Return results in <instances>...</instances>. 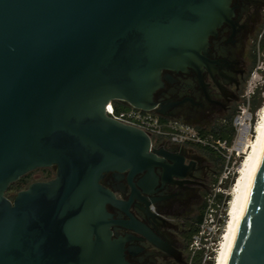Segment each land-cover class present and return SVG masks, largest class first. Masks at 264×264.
<instances>
[{
    "label": "water",
    "instance_id": "water-1",
    "mask_svg": "<svg viewBox=\"0 0 264 264\" xmlns=\"http://www.w3.org/2000/svg\"><path fill=\"white\" fill-rule=\"evenodd\" d=\"M230 2L0 0V264H128L100 181L150 178L156 149L104 106L156 110L162 72L201 62ZM227 264H264V149Z\"/></svg>",
    "mask_w": 264,
    "mask_h": 264
},
{
    "label": "flooded vegetation",
    "instance_id": "flooded-vegetation-1",
    "mask_svg": "<svg viewBox=\"0 0 264 264\" xmlns=\"http://www.w3.org/2000/svg\"><path fill=\"white\" fill-rule=\"evenodd\" d=\"M231 14L209 35L201 62L162 72L154 113L194 130L198 140L161 137L154 174L111 173L101 179L121 205L106 204L112 238L128 264H183L204 199L225 166L218 142L230 141L246 80L264 37V0H231ZM259 51V50H258ZM21 190V189H20ZM175 253L177 258L175 257Z\"/></svg>",
    "mask_w": 264,
    "mask_h": 264
},
{
    "label": "built area",
    "instance_id": "built-area-1",
    "mask_svg": "<svg viewBox=\"0 0 264 264\" xmlns=\"http://www.w3.org/2000/svg\"><path fill=\"white\" fill-rule=\"evenodd\" d=\"M254 94V89L249 84L244 93V101L233 120V136L230 141L222 140L218 142V149L222 152L225 159L222 179L229 178L228 174L232 171H230L229 164L242 152V144L246 143L253 135V128L259 110V108L253 109L251 103ZM104 110L106 115L112 119L144 131L149 136L150 142L156 141L161 137L171 138L176 141L185 139L198 140L193 129L173 123L166 118L162 120L153 110H142L130 104L125 105L116 99L109 100L105 104ZM235 170L236 168L233 170L232 175L236 172ZM221 182L222 180L219 181L218 189L215 190L218 191L221 188ZM209 211L207 216L211 215L212 210ZM222 231L223 225L220 221L216 223L211 218L210 224H208L207 218L202 219L190 243V250L193 254L196 252L202 253V264H206L207 261L214 257H212V254L217 251Z\"/></svg>",
    "mask_w": 264,
    "mask_h": 264
},
{
    "label": "bare ground",
    "instance_id": "bare-ground-1",
    "mask_svg": "<svg viewBox=\"0 0 264 264\" xmlns=\"http://www.w3.org/2000/svg\"><path fill=\"white\" fill-rule=\"evenodd\" d=\"M245 157L235 170L236 180L228 203V221L222 235L214 264H227L228 257L241 221L250 189L264 149V101L257 113L253 136L244 143Z\"/></svg>",
    "mask_w": 264,
    "mask_h": 264
},
{
    "label": "rangeland",
    "instance_id": "rangeland-1",
    "mask_svg": "<svg viewBox=\"0 0 264 264\" xmlns=\"http://www.w3.org/2000/svg\"><path fill=\"white\" fill-rule=\"evenodd\" d=\"M249 84H250V87H252L254 89L255 95H256V91L259 90V96L262 97V99L264 101V49L263 50H261V49L256 50V59H255L254 65L251 68V71L248 75V78L246 80L245 89H247ZM242 146H245V145L242 144ZM242 149H243V147H242ZM242 152H240L239 156L235 157L234 160L229 164L230 171L232 170L230 172V174H228L229 178L228 179H225V178L222 179L221 178L223 171H224V169H222V173L220 174L219 177L216 178V181L214 183L215 184L214 188L212 190L208 191V193L205 195V199H204V206L205 207H204L203 218L208 219V224H210L211 218L213 219V222L217 223L220 221L223 225L222 235L225 231V227H226V224L228 221V214H227L228 210L227 209H228V203L230 200V193L229 192L231 191V188H232V186L236 180V176H237V173L235 172L234 173L235 174L234 180H233V182H231L232 177L234 176V174L232 175V172L235 168L237 169L238 165L243 161L245 155ZM54 175H55V167H53V174L51 175V177L47 176L46 171L40 170L39 168L35 169V170L30 172V176L28 177V181H29L28 185L33 181L48 180V179L52 178ZM221 180H222L221 185H220L221 188L217 191L215 189H218L219 181H221ZM228 182H231V183H229V185L227 187H225L224 185L227 184ZM28 185L23 186L22 189L26 188ZM17 191H19V189H15V188L9 189L8 188L6 195H14ZM218 193L223 194V197L220 200H218V198H217ZM227 196H228V198L226 199ZM215 205H218V206H215ZM209 210H212V212H211L210 216H207L208 215L207 213L210 212ZM222 235H221V238L219 241V246H220V242L222 239ZM219 246H218V248H219ZM218 248H217V251L213 252L214 254H212V257L214 256L213 257L214 261L216 259ZM197 255H198V252L193 254L191 252V250L190 251L188 250L186 253L185 263H183V264H192L194 261V258L196 259V257H198ZM202 257H203V255L201 253L200 264H202V260H203Z\"/></svg>",
    "mask_w": 264,
    "mask_h": 264
},
{
    "label": "trees",
    "instance_id": "trees-1",
    "mask_svg": "<svg viewBox=\"0 0 264 264\" xmlns=\"http://www.w3.org/2000/svg\"><path fill=\"white\" fill-rule=\"evenodd\" d=\"M260 49L263 50L264 49V37L260 43ZM251 103H252V106H253V109H257L259 107H261L262 103H263V99L262 97L259 96V90L256 91V95L254 94L252 100H251ZM160 118L162 120H165L164 117L160 116ZM40 170H43V171H46L47 172V176L48 177H51V175L53 174V166L51 167H46V168H39ZM31 172V171H30ZM30 172H28L27 174L23 175L22 177H20L16 182H14V184L12 183L10 186H9V189H22L23 186H26L28 185L29 181H28V177L30 176ZM234 177H235V174L234 176L232 177V180L231 182H233L234 180ZM231 182H228L227 184H225L224 186L227 187L229 185V183ZM223 197V194L222 193H218L217 194V198L218 200H220L221 198ZM228 198V196L226 197V199ZM225 199V200H226ZM224 200V201H225ZM225 205V204H224ZM202 218H203V213L202 215L200 216L199 220H198V223H201L202 221ZM198 230V228H195V230L193 231L192 235L194 233H196V231ZM198 257H196V259L194 258V261L192 264H200V260H201V252H198ZM213 262L214 259H210L209 261L206 262V264H214Z\"/></svg>",
    "mask_w": 264,
    "mask_h": 264
}]
</instances>
